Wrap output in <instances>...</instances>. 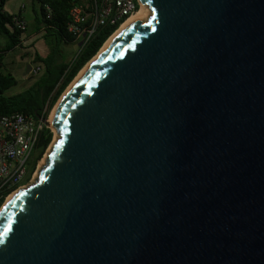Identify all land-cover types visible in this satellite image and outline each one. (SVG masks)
Wrapping results in <instances>:
<instances>
[{"label":"water","instance_id":"obj_1","mask_svg":"<svg viewBox=\"0 0 264 264\" xmlns=\"http://www.w3.org/2000/svg\"><path fill=\"white\" fill-rule=\"evenodd\" d=\"M140 1L35 114L57 138L0 264H264V0Z\"/></svg>","mask_w":264,"mask_h":264},{"label":"trees","instance_id":"obj_2","mask_svg":"<svg viewBox=\"0 0 264 264\" xmlns=\"http://www.w3.org/2000/svg\"><path fill=\"white\" fill-rule=\"evenodd\" d=\"M7 0H0V115L12 112L35 114L46 118L80 69L97 53L106 39L118 27L104 25L99 27L90 40L69 61L59 49V43L73 42L67 31L69 9L77 0H32L38 4L35 16L37 31L44 36L54 37L51 50L45 56L35 52L33 62L42 64V71L34 81L23 91L5 95V91L17 83L11 71L4 69V57L10 51L22 46L26 22L21 10L16 13L6 12L4 6ZM50 10V16H47ZM17 22H19L17 24ZM24 23L21 27L20 24ZM53 132L44 126L37 142L38 157L50 144ZM3 199H0V206Z\"/></svg>","mask_w":264,"mask_h":264},{"label":"built area","instance_id":"obj_3","mask_svg":"<svg viewBox=\"0 0 264 264\" xmlns=\"http://www.w3.org/2000/svg\"><path fill=\"white\" fill-rule=\"evenodd\" d=\"M141 6L140 0H77L68 12L67 31L78 44L79 51L99 27L114 24L119 27ZM47 16H50V10H47ZM42 68L39 62L31 64L30 73L40 74ZM44 126L53 132L50 124L46 125L31 114L0 115V199L3 203L18 188L29 184L40 160L48 152L50 144L38 157L37 142Z\"/></svg>","mask_w":264,"mask_h":264},{"label":"rangeland","instance_id":"obj_4","mask_svg":"<svg viewBox=\"0 0 264 264\" xmlns=\"http://www.w3.org/2000/svg\"><path fill=\"white\" fill-rule=\"evenodd\" d=\"M22 4L24 5V8H22L24 13L22 14L26 22V30L23 33L24 39L22 40V46L16 48L13 51L8 52L4 57V69L12 72V74L17 80V83L7 89L5 91V95L19 93L26 89L34 81V79L39 74H31L30 68L29 70L27 69V65H33L34 63H37L33 62L34 54L36 51L39 52L41 56H45L47 53L50 52L51 44L55 42L54 37H46L43 35L42 31H37V21L35 20V16L38 13L37 3H34L35 10H33V3L31 0H7L5 4V9L9 12H17ZM59 49L65 59L70 61L78 51V44L74 41L67 43L61 42L59 43ZM55 105L46 117L48 121ZM51 128L53 132H56L52 126ZM56 135L57 133H55L51 142L55 140ZM38 169H40V167L37 168V171Z\"/></svg>","mask_w":264,"mask_h":264},{"label":"bare ground","instance_id":"obj_5","mask_svg":"<svg viewBox=\"0 0 264 264\" xmlns=\"http://www.w3.org/2000/svg\"><path fill=\"white\" fill-rule=\"evenodd\" d=\"M151 14V11L150 9L148 8V6L142 4V6L140 7V9L134 14L132 15L130 18H128L126 21H124L107 39L106 41L102 44V46L100 47V49L97 51V53L94 55V57L92 59H90L81 69L80 71L77 73V75L75 76L74 80H72V82L69 84V86L66 88V90L64 91V93L62 94V96L60 97V100L62 99V97L66 94V92L69 90L71 84L73 83V81H75L79 76L80 74L87 68V66L90 64V62L92 60H94V58H96L100 53H102L104 51V49L107 48V46H109V44L115 39V37L129 24L131 23L132 21L134 20H141L142 22H145L149 16ZM59 102V101H58ZM58 104V103H57ZM56 104V105H57ZM56 105L50 115V118H49V123H51V120H52V116H53V113H54V110L56 108ZM56 133V132H55ZM57 138V135L55 136V139ZM47 155V154H46ZM46 155L40 160L39 162V165H38V168L42 167V165H44V162H45V158H46ZM39 171V169H38ZM38 171L35 172L32 180L30 181L31 183L34 182L37 174H38ZM29 182V183H30ZM13 195V193L7 198V200H9V198Z\"/></svg>","mask_w":264,"mask_h":264},{"label":"crops","instance_id":"obj_6","mask_svg":"<svg viewBox=\"0 0 264 264\" xmlns=\"http://www.w3.org/2000/svg\"><path fill=\"white\" fill-rule=\"evenodd\" d=\"M31 1H32V0H31ZM32 3H33V4H32V5H33V6H32V9L35 10L34 2L32 1ZM22 8H24V5H23V4L20 6V8H19L18 11L21 10V13H24ZM4 9H5V6H4ZM5 11H6V12H9V11H7L6 9H5ZM18 11H17V12H18ZM9 13H16V12L13 11V12H9Z\"/></svg>","mask_w":264,"mask_h":264}]
</instances>
